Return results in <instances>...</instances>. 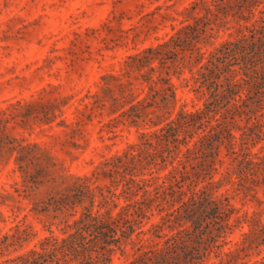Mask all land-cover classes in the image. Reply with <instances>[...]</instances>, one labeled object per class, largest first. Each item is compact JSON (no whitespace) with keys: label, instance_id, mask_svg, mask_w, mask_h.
I'll list each match as a JSON object with an SVG mask.
<instances>
[{"label":"rangeland","instance_id":"rangeland-1","mask_svg":"<svg viewBox=\"0 0 264 264\" xmlns=\"http://www.w3.org/2000/svg\"><path fill=\"white\" fill-rule=\"evenodd\" d=\"M261 17L264 0H0V262L142 199L125 168L142 153L132 177L150 179L147 203L99 264H145L159 249L164 264H264V29H246ZM224 56L227 71L211 64L199 88L201 67ZM227 78L233 93L207 110ZM201 110L168 154L173 137L155 134ZM174 167L188 171L186 194H157ZM192 188L207 199L177 214Z\"/></svg>","mask_w":264,"mask_h":264},{"label":"trees","instance_id":"trees-1","mask_svg":"<svg viewBox=\"0 0 264 264\" xmlns=\"http://www.w3.org/2000/svg\"><path fill=\"white\" fill-rule=\"evenodd\" d=\"M184 29H194V26L188 25ZM246 29L254 34L255 32H261L264 29V17L255 20V23L252 26H246ZM249 40V35L247 33L242 34V37L238 42H230L229 45H234V47H243L244 43H247ZM149 53L162 54L160 50L156 51L153 49L149 50ZM146 58H149L146 56ZM227 56L217 57V63L212 59H209L202 67L200 72V77L197 78L199 82V88L206 85L209 80V74L206 71H210V65L212 64L215 68L219 70V77L223 72L227 71ZM219 63V64H218ZM220 63H224V66L221 67ZM204 69V71H203ZM227 82L219 83L214 82V91L211 94V97L214 98L213 101H210L206 104V109L210 110L211 106L216 102L220 97L227 98L229 94L233 93V90L236 87V83L230 81L229 78L226 79ZM223 88L222 94L218 93V90ZM205 110L197 111L194 113H180L175 121L168 123V128H162L161 132L166 129V132L162 134H155L158 139L173 137L171 141L174 144V149H169L168 154L172 151L178 149V143L186 142V137L178 139L177 129L182 125H195L197 119H200L204 114ZM177 125V126H176ZM211 134H204L199 138V141L195 142V147L202 149L203 147L211 146L210 139ZM187 152H191L190 148H187ZM139 156H142V153L138 155H132L129 158L128 162H125V168L130 169L131 177L128 179L127 184L128 191L138 194L140 190H143L142 199L134 200L131 203H127L122 207V210L117 214L116 217L108 216L107 218L103 216L92 215L91 213H85V215L74 223V231L70 232L67 236L57 239L47 238L42 244V250H31L28 254L18 256L14 259H8L0 264H99L100 262H106L110 259V254L114 252V246L120 247V244L131 238L132 233L135 231V225L139 221L132 216L136 213L140 215L143 212V206L147 203L148 197L146 196L150 191L146 189V185L149 183L150 179L148 178H134V170L136 168V159ZM162 157V161H166L168 155ZM146 157L150 159V163L155 161V154L147 153ZM121 161V160H120ZM175 172H172L173 182L169 184H162L156 187V193H159V190L162 189L163 194L170 195H183L186 194L185 191H181L180 183L188 179V171L186 169L180 170L174 167ZM178 188V189H177ZM191 194L188 195L187 200H183L182 203L174 209V212L177 214L181 213L182 209H185L188 205H202L204 200L207 199L206 191L191 189ZM132 210H134L132 212ZM184 219H191V216H183ZM99 248H96V246ZM145 264H164L168 261L167 253L163 249L157 251H152L151 255L149 252L145 253Z\"/></svg>","mask_w":264,"mask_h":264}]
</instances>
